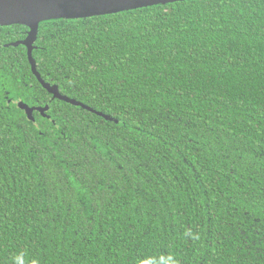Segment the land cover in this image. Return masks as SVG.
I'll return each mask as SVG.
<instances>
[{"label":"trees","instance_id":"obj_1","mask_svg":"<svg viewBox=\"0 0 264 264\" xmlns=\"http://www.w3.org/2000/svg\"><path fill=\"white\" fill-rule=\"evenodd\" d=\"M28 30L0 25V264H264V0L41 21L37 72L93 111Z\"/></svg>","mask_w":264,"mask_h":264},{"label":"water","instance_id":"obj_2","mask_svg":"<svg viewBox=\"0 0 264 264\" xmlns=\"http://www.w3.org/2000/svg\"><path fill=\"white\" fill-rule=\"evenodd\" d=\"M175 1L180 0H0V25L20 23L28 26L29 30L27 31V36L23 40L16 41L13 44H23L26 46L31 71L40 84L52 94L53 98L80 105L83 108L93 111V109L81 102L60 94L56 84L45 82L37 72L35 61L32 57V43L37 35L38 24L48 19L108 14L142 6L159 3L165 4ZM18 105L25 110L29 118H32V111L35 109L40 113L48 109V105L44 107H31L21 101L18 102ZM99 114L101 113L99 112Z\"/></svg>","mask_w":264,"mask_h":264}]
</instances>
